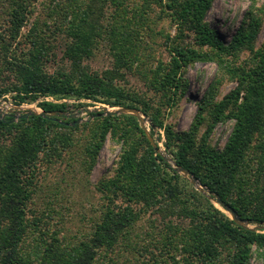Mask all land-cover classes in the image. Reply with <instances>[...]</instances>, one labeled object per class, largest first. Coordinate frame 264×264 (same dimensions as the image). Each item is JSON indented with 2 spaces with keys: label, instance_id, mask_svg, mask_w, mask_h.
Listing matches in <instances>:
<instances>
[{
  "label": "trees",
  "instance_id": "16d2710c",
  "mask_svg": "<svg viewBox=\"0 0 264 264\" xmlns=\"http://www.w3.org/2000/svg\"><path fill=\"white\" fill-rule=\"evenodd\" d=\"M37 1L5 0L8 37L12 43L22 35ZM61 1L60 10L68 23L65 64L54 73L46 69V63L54 55L53 48L45 33L33 25L25 34L30 46L19 51L12 44V49L5 47L0 73H9L11 83L0 85V97L10 93L17 104L35 102L47 112H65L71 105L82 104L48 100L50 97L90 99L139 109L149 117L151 135L158 134L177 166L191 171L210 192L236 210L240 218L253 224L262 223L264 46L254 51V67L239 75L238 86L223 100H215L217 87L209 85L188 130H177L167 122V115L187 87L182 69L195 61L211 59L200 47L208 46L221 58V54L245 46L247 40L251 42L256 32L241 27L228 46L207 21L215 0L168 3L174 10L170 14L172 19L195 35L199 47L168 42L170 61L144 74L155 94L146 99L127 93L117 83L123 76L119 68L139 59V23L146 19V8L130 19L124 17L123 10L124 18L115 24L109 17L105 22L102 15L94 18L93 9L105 13L111 0H104L101 7L100 0ZM121 9L118 1L114 12ZM104 33L116 50L118 67L94 71L85 60L92 56ZM98 116L82 125H70L71 119L66 116L34 113H22L19 117L11 113L0 118V264H101L102 252L105 256L109 252L117 256L137 248L135 232L137 237L146 236L142 252L152 253L149 246L160 252L152 253L156 264L162 263L161 257L165 264H250L254 247L264 253V229L254 230L237 223L183 177L158 152L157 148H162L160 141H156V148L153 146L136 116ZM229 118H234L235 124L225 147H213L209 142L211 133L219 122ZM80 126L88 130L81 143L86 173L92 171L109 134L122 141L123 150L114 175L97 186L104 203L91 233L71 241L58 228L48 235L38 227L44 219L33 208L32 186L38 162L59 159L79 145L74 135ZM203 126L206 130L201 134ZM47 208L44 210L49 211ZM146 215L152 216L148 228L137 232V225ZM114 260L117 258H109L110 263Z\"/></svg>",
  "mask_w": 264,
  "mask_h": 264
},
{
  "label": "rangeland",
  "instance_id": "374dc122",
  "mask_svg": "<svg viewBox=\"0 0 264 264\" xmlns=\"http://www.w3.org/2000/svg\"><path fill=\"white\" fill-rule=\"evenodd\" d=\"M103 1L100 0L98 3L100 7ZM118 1L122 9L121 12L115 13V5ZM174 1L111 0L110 3L108 2V9L106 8L105 13L99 10L96 11V8L93 9L94 18L102 15L104 22L106 17H109L110 21L117 24L124 17L130 19L138 11L146 8V19L139 23V44L138 49L136 48L139 59H135L130 66L119 68L123 72V76L117 79V83L127 93L136 94L146 99H150L155 95L148 87L144 74L150 73L157 65L166 64L170 61L171 52L167 45L168 42H182L188 46L199 47L195 35L182 29L179 22L172 19L170 14L174 10L167 5L168 3L173 4ZM60 2L62 1L38 0L33 6L27 24L22 28V35L19 36L17 42L12 43V40L8 37L7 16H5L4 10L5 0H0V37L4 36V39H6H0V69L3 67L1 60L5 47L11 48L12 44L19 51L23 47L26 49L30 46L29 43H26L25 34L31 31L33 25L45 33L46 39L53 48L54 55L46 63V69L53 73L61 69V66L65 64L63 59L64 49L69 39L65 30L68 23L60 10ZM123 10L125 11L124 17L122 15ZM207 21L212 28L218 31L224 39V43L228 46L241 27L246 29L247 32L253 30L256 34L251 42L247 40L245 46L234 49L231 53L225 52L220 55L221 58H218L217 54L212 52V49L208 46L200 47L202 51H207L205 53L211 59L195 61L182 69L183 79L187 80L185 94L179 100L177 106L167 115V122L180 131L190 128L198 112V102L207 93L209 85L217 87L215 100H223L238 86L239 75L248 73L254 67L256 61L254 51L264 46V0H215L212 8L207 13ZM118 61L116 50L112 48V44L107 39L106 33H104L99 37L92 56L87 58L85 63L94 71H103L118 67ZM8 75L9 73H0V85L11 83ZM56 101L71 104L82 103L77 106L71 105L69 110L66 111L68 114L62 115L71 119L70 125L89 123L95 117H99L96 114L101 112L104 106L112 107L90 99L63 98ZM15 105L39 108L35 102L17 104L10 93L0 97V111L3 114L6 112L17 114L20 109ZM234 124V118L219 122L209 137L210 144L215 148L223 149ZM149 126L150 124L147 121L146 127L148 129H150ZM205 130V126H203L201 134ZM87 133V128L80 126L74 135L75 140L79 143L78 147L76 146L73 151L65 152L59 159H54L51 162L43 159L38 162L36 177L32 186L34 196L32 205L41 219H44L43 225L38 223V227L48 235L51 234L53 229L57 228L71 241L83 239L89 235L92 231V224L97 219L104 203V198L97 186L101 180L113 176L119 166L123 144L122 141L109 134L92 171L86 173L87 170L83 165L85 157L81 153V143H83ZM157 136L158 134L155 137ZM160 144L164 149L163 140L160 141ZM180 174L185 177L182 173ZM216 206L222 209L219 205ZM43 207H48L47 209L50 210L45 211ZM226 213L228 214V212ZM151 217L146 215L137 225L136 231L146 230ZM134 236L137 243H139L137 248H133L130 252L122 251L121 254L117 253V256L110 252L108 256H105L102 252L100 256L102 259L101 264H109L111 262L109 258L112 256L116 257L117 260L110 264H156L151 256L152 253L158 255L160 252L155 251L156 249L150 246L148 250L152 253L142 252L141 248L146 236L137 237L136 232ZM28 242L31 243L30 237ZM159 260L162 262L161 264H165L164 257ZM250 264H264V253L261 254L257 247H254Z\"/></svg>",
  "mask_w": 264,
  "mask_h": 264
},
{
  "label": "water",
  "instance_id": "95a60500",
  "mask_svg": "<svg viewBox=\"0 0 264 264\" xmlns=\"http://www.w3.org/2000/svg\"><path fill=\"white\" fill-rule=\"evenodd\" d=\"M15 107H17L18 109H20V111L17 114H14L16 116H20L22 113H34V114H39V115H43V116H62V115H67L68 113L65 112H56V111H51V112H47V111H43L40 107L39 108H33L32 106H26L23 107L21 105H15ZM23 109V110H21ZM97 111V110H96ZM130 114V115H134L138 118V120L140 121L141 127L144 128L147 132V135L151 141V143L153 144V146L156 148L157 144L156 141H160L159 136L157 137H153L150 133V129H148L146 127V122L148 121L149 124L151 125L150 120L148 119V117L139 109L136 108H128V107H124V106H112V107H107L104 106L103 109L101 110V112H99V114L97 115H112V114ZM10 114L9 112H6L5 114L2 113V111H0V118H3L4 116ZM158 152L161 153L164 158L166 160H168L174 167L175 169L182 173L185 177H187L190 182L201 192H203L207 197H209V199H211L216 205H219L220 207H222L223 210H225V212H228V214L230 215V217L232 219H234L237 223L250 228V229H254V230H258V229H264V221L262 223H257V224H253L248 220H244L242 218L239 217V215L237 214V211L234 210L231 206L227 205L218 194L216 193H212L210 192L209 188L206 187L205 185H203L198 178L189 170L181 167V166H177L176 162L167 154V152L165 151V149L163 148H157ZM214 196H212V194Z\"/></svg>",
  "mask_w": 264,
  "mask_h": 264
},
{
  "label": "built area",
  "instance_id": "2783aa9c",
  "mask_svg": "<svg viewBox=\"0 0 264 264\" xmlns=\"http://www.w3.org/2000/svg\"><path fill=\"white\" fill-rule=\"evenodd\" d=\"M47 99H48V100H53V101H56L55 99H53V98H51V97H50V98H47Z\"/></svg>",
  "mask_w": 264,
  "mask_h": 264
}]
</instances>
